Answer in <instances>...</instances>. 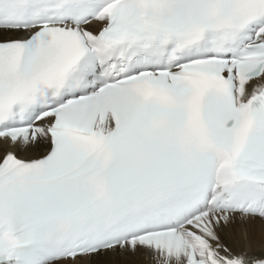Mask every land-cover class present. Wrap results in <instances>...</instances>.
<instances>
[{"label": "snow or ice", "instance_id": "1", "mask_svg": "<svg viewBox=\"0 0 264 264\" xmlns=\"http://www.w3.org/2000/svg\"><path fill=\"white\" fill-rule=\"evenodd\" d=\"M117 253L264 264V0H0V264Z\"/></svg>", "mask_w": 264, "mask_h": 264}, {"label": "bare ground", "instance_id": "2", "mask_svg": "<svg viewBox=\"0 0 264 264\" xmlns=\"http://www.w3.org/2000/svg\"><path fill=\"white\" fill-rule=\"evenodd\" d=\"M23 155V153H18ZM244 226L239 222L232 226L230 230H225V232L221 233L223 239L226 240L229 244L234 247H242L244 245V241L240 238L241 230ZM249 231L252 233L255 241L259 242L260 239V229L259 225H248ZM103 264H144L143 258L139 256H133L131 254H109L105 257L100 258Z\"/></svg>", "mask_w": 264, "mask_h": 264}]
</instances>
